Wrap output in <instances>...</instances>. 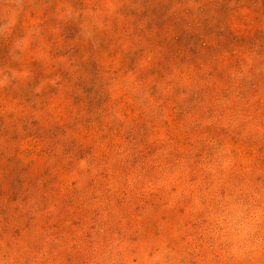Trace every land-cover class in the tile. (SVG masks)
<instances>
[{
    "label": "rangeland",
    "instance_id": "rangeland-1",
    "mask_svg": "<svg viewBox=\"0 0 264 264\" xmlns=\"http://www.w3.org/2000/svg\"><path fill=\"white\" fill-rule=\"evenodd\" d=\"M0 264H264V0H0Z\"/></svg>",
    "mask_w": 264,
    "mask_h": 264
}]
</instances>
